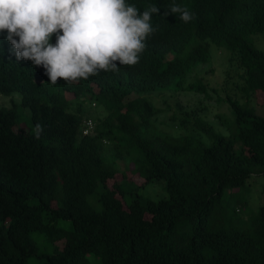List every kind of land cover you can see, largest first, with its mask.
I'll return each instance as SVG.
<instances>
[{
	"label": "trees",
	"instance_id": "trees-1",
	"mask_svg": "<svg viewBox=\"0 0 264 264\" xmlns=\"http://www.w3.org/2000/svg\"><path fill=\"white\" fill-rule=\"evenodd\" d=\"M126 3L141 12L160 8L139 63L72 84L60 78L53 85L42 66L17 61L7 30L0 34V92L19 90L20 104L32 113L24 132L15 128V106L0 107V264H29L32 255L44 264H87L90 252L102 264H264V202L250 229L217 228L211 220L226 189H243L253 173L264 177V113L251 102L264 91V48L251 39L264 32V0ZM172 3L193 19L165 14ZM211 42L231 49L244 69V99L228 97L236 130L223 134L197 116L194 126L210 144L193 133L159 132L153 120L159 107L146 93L182 88L190 71L209 60ZM86 99L107 111L94 117L88 134ZM113 155L133 162L145 183L164 179L168 195L145 197L125 173L111 187L119 171ZM35 230L63 242L39 252Z\"/></svg>",
	"mask_w": 264,
	"mask_h": 264
},
{
	"label": "clouds",
	"instance_id": "clouds-1",
	"mask_svg": "<svg viewBox=\"0 0 264 264\" xmlns=\"http://www.w3.org/2000/svg\"><path fill=\"white\" fill-rule=\"evenodd\" d=\"M158 13L155 5L141 12L126 0H0V34L7 30L17 61L42 66L53 85L60 78L72 84L138 64ZM177 13L185 23L193 19L176 3L165 14ZM87 118L95 121L88 116L83 124Z\"/></svg>",
	"mask_w": 264,
	"mask_h": 264
},
{
	"label": "rangeland",
	"instance_id": "rangeland-1",
	"mask_svg": "<svg viewBox=\"0 0 264 264\" xmlns=\"http://www.w3.org/2000/svg\"><path fill=\"white\" fill-rule=\"evenodd\" d=\"M251 39L257 46L264 48V32L253 33ZM234 54L231 49L211 42L209 60L199 63L190 71L182 88L171 85L165 89L146 93L148 98L159 107V111L153 116L159 132L176 135L193 133L204 139L206 144H210L212 139L205 133H200L199 129L194 126L197 116L208 119L215 130L223 134L229 135L236 130L235 114L228 97L244 99L241 88L243 80L240 76L244 69L238 65V56ZM190 84L196 87L202 84L204 86L191 88ZM68 97L74 98V93H69ZM251 100L258 111L264 113V91L258 90L257 95L251 96ZM21 101L22 93L19 90L10 93L0 92V107L14 105L20 114L19 124L15 128L26 132L32 125V113L29 106L20 104ZM84 105L85 117L104 116L107 112L103 105L98 103L95 105L91 99H86ZM106 143L108 144L107 141ZM116 157L113 155L112 159H117ZM115 162L119 171L114 177L109 178L108 182L111 187L114 186V182L121 180L125 173L128 178L141 185L139 190L145 197L159 199L168 195L164 179H155L145 183V177L133 170V162L124 157H119ZM263 185V175L253 173L247 179L243 189L235 188L234 192L226 189L219 203V209L211 215L213 225L217 228L223 225L252 228L264 202ZM238 200L241 201L238 202ZM53 204L55 205V202ZM69 222L61 220V223ZM187 228L192 230L193 224L189 223ZM32 236L39 246V252H52L55 250V244L60 245L63 242L60 240L58 241L60 244L53 243L48 240L44 232L37 230L32 232ZM88 257L87 264H102L93 252L88 253ZM29 264H44V262L42 257L32 255Z\"/></svg>",
	"mask_w": 264,
	"mask_h": 264
},
{
	"label": "built area",
	"instance_id": "built-area-1",
	"mask_svg": "<svg viewBox=\"0 0 264 264\" xmlns=\"http://www.w3.org/2000/svg\"><path fill=\"white\" fill-rule=\"evenodd\" d=\"M95 127V121L92 118H87L84 121L82 131L84 134L93 133Z\"/></svg>",
	"mask_w": 264,
	"mask_h": 264
}]
</instances>
